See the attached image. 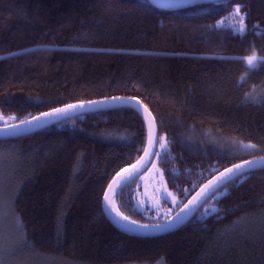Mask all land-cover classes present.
Returning <instances> with one entry per match:
<instances>
[{
  "label": "trees",
  "instance_id": "1",
  "mask_svg": "<svg viewBox=\"0 0 264 264\" xmlns=\"http://www.w3.org/2000/svg\"><path fill=\"white\" fill-rule=\"evenodd\" d=\"M251 49L264 57V0L177 10L148 0H0V124L77 101L137 97L163 137L153 160L178 201L166 216L138 206L135 179L116 203L132 220L161 222L221 168L264 155V61L247 71ZM210 135L228 136L235 153L210 146ZM144 145V123L128 107L0 140V165L16 184L7 188V224L27 244L20 260L264 264V168L224 185L172 232L139 237L114 227L103 191Z\"/></svg>",
  "mask_w": 264,
  "mask_h": 264
},
{
  "label": "water",
  "instance_id": "2",
  "mask_svg": "<svg viewBox=\"0 0 264 264\" xmlns=\"http://www.w3.org/2000/svg\"><path fill=\"white\" fill-rule=\"evenodd\" d=\"M155 7L159 9L166 10H177L183 9L186 7L194 6L185 2V0H148ZM220 0H211V2H216ZM205 3H208L207 0ZM203 3V4H205ZM119 98V99H113ZM88 101H97L94 105H89L85 103L84 108H77L74 111L68 113L65 116L60 117H42L39 121H33L30 125H22L18 129H8L5 128V124H0V140L3 139H12L17 137H22L29 135L38 130H42L69 118L79 116L82 114H87L91 112H98L102 110L114 109L119 107H128L135 110L141 117L144 126H145V145L142 153L130 164L120 168L111 180L108 182L105 187L102 199H101V207L105 217L109 220V222L116 227L118 230L133 236L139 237H147V236H158L162 234H166L176 230L177 228L183 226L187 223L195 213L200 209V207L209 199L217 189L213 188L209 191L205 196H203L198 202L193 203L197 198L198 194L202 192L206 185L209 184L210 181L216 180L217 177L220 176L222 172L226 169L232 168L234 165H242L246 161H253L254 163L247 168L242 169L240 172L235 173L231 179L225 180L220 186L221 189L224 185L229 183L230 181L238 178L239 176L248 173L250 171L264 168V160L260 158L264 157V155L254 156L244 158L239 160L234 164H230L224 168H221L219 171L210 176L207 180H205L200 186H198L194 192L188 197V199L168 218L161 222L157 223H143L139 221H135L127 217L122 211L118 208L116 203V196L119 190L124 187L126 184L135 180L138 176H140L151 164L154 155H150V153L154 150L156 152L157 147V126L155 123V119L151 111L147 108V106L137 97H126V96H115L108 98H100L95 100H86V101H77L64 105H60L46 111L40 112L36 115L28 117L23 120H31L33 117L41 116L42 113L50 112L55 108H63L65 105L70 104H80L81 102ZM22 121V120H20ZM20 121L8 123V124H19ZM107 197V200H105ZM123 217H127L125 220ZM147 225V227H145Z\"/></svg>",
  "mask_w": 264,
  "mask_h": 264
},
{
  "label": "rangeland",
  "instance_id": "3",
  "mask_svg": "<svg viewBox=\"0 0 264 264\" xmlns=\"http://www.w3.org/2000/svg\"><path fill=\"white\" fill-rule=\"evenodd\" d=\"M244 17V15H242ZM236 29L240 27V17L235 19ZM256 55V51L251 49L246 55L243 56L247 71L253 68L256 64L249 67L246 62V57ZM6 121V118L0 113V122ZM210 146L214 148H220L226 151L228 154H233L235 151L232 148V140L228 136H209ZM242 149L245 145L244 141H241ZM239 145V144H237ZM236 155L242 154V151H236ZM241 157H237L239 159ZM1 166V165H0ZM14 166V164L10 165ZM14 169V167H12ZM15 175L7 174V168L5 165L0 167V264H24L20 259L22 255L20 245L26 242L19 227H13L9 231L10 221L9 211L7 209V188H14ZM138 191L136 192V202L140 207L149 206L156 209L158 216H166L170 214L172 208L176 205L178 199L173 191L168 187L160 168L157 165L156 159L153 160L151 165L136 178L135 181ZM140 187V188H139ZM17 254V255H16ZM28 258V255H27ZM46 258V257H44ZM25 264H32V260L29 258Z\"/></svg>",
  "mask_w": 264,
  "mask_h": 264
},
{
  "label": "snow or ice",
  "instance_id": "4",
  "mask_svg": "<svg viewBox=\"0 0 264 264\" xmlns=\"http://www.w3.org/2000/svg\"><path fill=\"white\" fill-rule=\"evenodd\" d=\"M186 3L200 7L203 5V3L206 2V0H185ZM208 3H211V0H207ZM240 9L237 7L234 9V14L239 15ZM243 16H240V27L239 31L243 33L246 28L245 25L243 24ZM222 23V22H219ZM246 62L249 67L253 66L257 62L264 61V57H257L256 55H252L249 57H246ZM113 99H119V98H113ZM85 103L89 105H94L96 103H99L97 101H88V102H81L80 104H70V105H65L63 108H55L52 109L50 112L47 113H42L41 116L33 117L31 120H22L19 122V124H7L5 123V128L8 129H18L22 125H30L33 123V121H39L41 120L42 117H60V116H65L68 113L74 111L77 108H84ZM157 142L163 141V137L156 138ZM161 147H164V144H161ZM245 147L252 148L255 147V145H246ZM157 153L153 150L150 155H156ZM261 160H264V157L260 158ZM254 162L253 161H246L244 164L240 165H234L232 168L226 169L224 172L220 174L219 177L216 178V180L210 181L208 185L205 186V188L202 190L200 194H198L197 198L193 203L198 202L203 196H205L209 191H211L213 188L219 190V186L228 179H231L235 173L240 172L242 169L249 167L252 165ZM105 200H107V197H105ZM123 219L127 220V217H123ZM147 227V225H145Z\"/></svg>",
  "mask_w": 264,
  "mask_h": 264
},
{
  "label": "bare ground",
  "instance_id": "5",
  "mask_svg": "<svg viewBox=\"0 0 264 264\" xmlns=\"http://www.w3.org/2000/svg\"><path fill=\"white\" fill-rule=\"evenodd\" d=\"M246 174V173H245Z\"/></svg>",
  "mask_w": 264,
  "mask_h": 264
}]
</instances>
